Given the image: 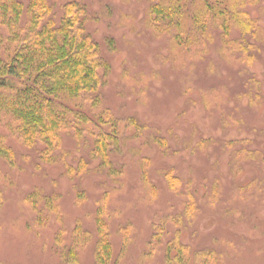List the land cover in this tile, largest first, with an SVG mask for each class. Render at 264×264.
Listing matches in <instances>:
<instances>
[{"label":"rangeland","instance_id":"obj_1","mask_svg":"<svg viewBox=\"0 0 264 264\" xmlns=\"http://www.w3.org/2000/svg\"><path fill=\"white\" fill-rule=\"evenodd\" d=\"M75 1L105 86L52 151L0 114V264H264V0Z\"/></svg>","mask_w":264,"mask_h":264},{"label":"trees","instance_id":"obj_2","mask_svg":"<svg viewBox=\"0 0 264 264\" xmlns=\"http://www.w3.org/2000/svg\"><path fill=\"white\" fill-rule=\"evenodd\" d=\"M52 11L48 0H0V27L7 32H0V114L13 116L21 142L43 146L45 152L57 146L69 126L66 114L93 121L85 108L102 93L106 69L85 10L69 0L61 16ZM104 133L96 150L105 142ZM101 152L107 154L106 149ZM103 238L97 240L95 264H114L111 243Z\"/></svg>","mask_w":264,"mask_h":264}]
</instances>
